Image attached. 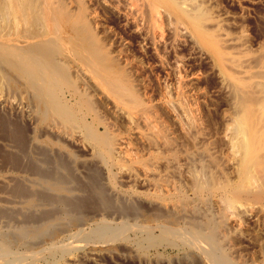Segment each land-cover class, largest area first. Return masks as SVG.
Returning <instances> with one entry per match:
<instances>
[{
    "label": "bare ground",
    "instance_id": "obj_1",
    "mask_svg": "<svg viewBox=\"0 0 264 264\" xmlns=\"http://www.w3.org/2000/svg\"><path fill=\"white\" fill-rule=\"evenodd\" d=\"M202 2L0 0V108L25 117L31 133L40 131L56 140L49 143L46 139L40 145V141L30 138L28 147L19 149L24 143L21 128L10 120L0 119V129L7 130L5 133L21 151V159L27 157L22 165L33 172V185L25 188L17 184L13 189L18 200L12 202L19 205L0 207V218L18 219L17 214L23 212L19 225L8 223L6 231L0 228V264H18V261L35 264L44 254L55 264H67L64 257L75 260L79 250L88 244L93 247L87 248L86 256L111 255L117 250L112 242L126 240L129 230L136 233L134 245L142 256L149 246L167 243L184 249L185 264L190 259H195L197 264H233L226 252L227 225L232 222L238 226V213L253 204L264 211V52L255 60L253 57L254 63L249 62L250 52H244L241 44L240 47L231 44L221 21H216L217 17L214 20ZM104 5L117 15L123 27L149 44L157 57L162 47L156 46L157 39L164 34L163 29L173 40L186 35L196 49L209 53L222 88L230 95L232 112L223 116L222 137L232 175L227 177L225 173L226 177H219L210 173L203 179L199 172L187 169L192 199L172 180L181 170L166 137L165 125H159L151 105L135 91L121 62L116 63L99 42L98 38L103 37L93 32L103 21L99 19L98 7ZM175 83L171 89L162 87L160 102L171 112L177 110V124L194 140L197 125L191 109L181 98L184 78L177 76ZM89 87L96 91L100 88L106 98L110 97L108 100L113 101L117 117L125 123V134L119 135L117 130L115 135L116 130L112 133L113 127L102 121L86 91ZM132 135L148 148V160L130 153ZM59 141L86 150L90 158L78 160L66 156ZM161 146L166 150L164 154L158 151ZM17 159L13 158L16 162ZM161 159H165L163 174L152 169ZM76 161L85 173L88 171L86 179L91 181L88 182L90 190L81 198L73 196L72 188L66 185L68 180L61 174L64 171L70 175L72 163ZM96 165L102 170L104 186L94 168ZM114 169L126 175L130 182L138 181V174L147 178L153 191L145 193L144 198L162 203L163 209L157 208L154 217L148 215L150 218L143 213L141 216L151 221L148 224L121 222L111 226L102 216L85 231L82 226L96 218L92 211H87L89 208L101 207L106 213L112 211L122 216L143 211L139 203H125V199L139 200L140 195L135 194L131 185L117 191L118 177L116 172L112 173ZM71 180L76 182L74 178ZM83 188L87 189L85 184ZM214 197L217 213L209 207ZM179 220L184 225L180 226ZM153 228L159 233L153 234ZM66 235L72 239L80 237L83 245L73 244L79 240L66 241ZM22 244L27 246L25 252L10 249L11 245Z\"/></svg>",
    "mask_w": 264,
    "mask_h": 264
},
{
    "label": "rangeland",
    "instance_id": "obj_2",
    "mask_svg": "<svg viewBox=\"0 0 264 264\" xmlns=\"http://www.w3.org/2000/svg\"><path fill=\"white\" fill-rule=\"evenodd\" d=\"M199 1H203L202 4L207 6L206 8L209 10V13L212 14L214 20L217 17L216 21H221L220 23L223 30L231 39V44L234 43L235 47H240L239 44H241L242 49L244 48V52H247V50L250 52V54L247 53V57L249 54V60L247 57H244V60L247 59L249 62L254 63L253 61L255 58L259 56L260 53L264 52V0ZM105 7V5L98 7V15H100L99 19H102L103 21H100L104 23L102 24L101 22V25L93 28V32L96 36H100V38L103 37L102 39L97 37L99 42H102L103 46L113 59L115 58L114 60L117 61L116 63H119L118 61L121 62L119 64H121L120 66L122 67L124 66L127 77L131 81L130 83L134 86L135 91L143 101L147 102V105L148 103L151 105L153 108H150L151 112H153L152 115L158 118V123L160 122L159 125H165L166 137L170 141L171 150L176 153L178 159L177 162L180 164L181 170L179 173H176L177 175L175 174L176 176L172 180L176 181L175 183L177 186L183 188L188 199H192L193 192L189 187L186 174L187 169L199 172L203 179H206L210 173H215L219 177H226L227 175V177H229V175L231 176L232 173L230 172H232V169L230 164L226 161L227 146L222 137L225 124L223 116L232 112L230 95L222 88L220 75H218L219 73L217 74L218 71L212 64L209 53L205 50L202 51L200 49V51L196 49L195 45H193V41L186 37V35H181L176 38L177 40H173L170 35L166 33V29H163V31L165 30L163 32L165 35L163 34L162 37L158 38L159 40L157 39V42L160 45L157 43L156 46L161 47L162 45L159 52L160 57H157L156 54L151 52L152 50L149 44L140 41L135 34L127 30L128 27L124 26V28L117 15L108 7ZM102 26L104 29L100 28ZM97 28L99 31L96 30ZM177 76H182L184 78L185 84L182 86L181 98L191 109L196 122L195 124L197 125V135L195 134L196 137L194 136V140L186 136L181 130L180 125L177 124L175 117L177 110L176 112H171L160 102L162 87L167 86L170 89L175 87ZM99 90L101 89L99 88ZM99 90L96 91L93 87L86 89V91L90 93L89 96L91 97V101H94V103L93 101L92 103L96 107V110L98 111L97 113L100 114V118L103 117V122H106L107 124L109 123L110 128L113 127L112 133H114L115 130V133L117 130H120L119 135L125 134L123 133L125 131L124 128H126L125 123L119 116L117 117L116 112L113 110V101L108 100L110 97L106 98L108 96H105V93L103 91L100 92ZM110 103L113 105L111 106ZM1 118L5 119V121L10 120L11 122H14L16 126L18 125V127L21 128L24 134V143L19 149H22L24 146L23 148L25 150L29 145L30 138L37 140V143L40 141V145H43L46 139L48 140L46 142L49 143L50 141L56 142L51 136L43 134L40 131L31 133V126L25 117L22 118V116L15 113L10 114L0 108V119ZM6 131L0 129V207L12 205L18 206L19 203L12 202V200H18V197H14V187L17 184H20L25 188H29V185L32 184L31 181L33 180V172L22 165L27 161L25 160L27 157L21 159V151H19L16 143L8 137L7 133H5ZM115 135H118V132ZM132 137L134 138H132L133 145L130 153L148 160V148L141 139L137 138V136L132 135ZM25 143L26 145H24ZM59 143L61 142L59 141ZM61 145L63 146L62 150L65 151L63 154L66 156L70 155L71 157H76L78 160L90 158L86 150L79 149L70 143L62 142ZM158 149L162 154L166 151L162 146ZM23 154L25 155L26 152L24 151ZM16 157L22 162L20 161L19 163L18 159L17 162L16 160H13V158L16 159ZM163 160L165 159L158 160V162L154 164L155 166L152 167L154 172H160L161 174L165 173L166 168L164 167L165 163ZM20 164L22 166H19ZM72 164H74L72 165V171H70L71 173L68 172L70 175L64 171H62L61 174L63 175L64 180H68L66 185L72 188V192L74 193H72L73 196L81 198L84 195H87L90 190L89 183H91V181H87L86 177L88 171L86 170L85 173V169L83 171L77 161ZM95 167L98 171L99 178L102 181V170L97 165L94 166V168ZM115 172L118 175H116V177L119 178H116L117 182H115L117 191L128 189L131 185L136 191L135 194L140 195L139 200L133 199L132 203V201L125 199V203L140 204L142 205L141 207L143 211H141V213H132L122 216L121 214H115L112 211L106 213L101 207H96L95 209L89 208L87 211H92V214H94L96 218L90 221L89 224H84L82 226L85 231L93 227L95 222H97L102 216L105 217L107 221L111 222L109 223L111 226L119 225L121 222L130 224H148L151 221H147V219L141 215L144 213V215L154 217L157 208H160L161 210L163 209L162 203H157L155 199H145L146 197L144 194L153 191L147 178L144 179V176L138 174V181L134 183L130 182V179H128L126 175L119 174L117 170L114 169L112 173L115 174ZM22 175L24 177H22ZM73 178L74 180L76 179V182L71 180ZM84 184L87 189L83 188ZM101 184H104L103 181ZM105 188L108 192L109 190L107 187ZM108 194L112 196L110 191ZM141 196L145 198L143 199ZM211 201L212 205L210 204L209 207H211L212 210H210L213 211V213H217V199L214 197ZM261 210L262 208L259 209L257 204H253L252 207H248L245 212L238 213L239 217L237 218H239L240 221L238 226L234 225L232 222H229L227 225L226 234L228 241L226 244V252L228 258L232 260L233 264H264V211L262 210L261 212ZM17 215L18 219L1 217L0 228L6 231L8 229V223L13 226L19 225L23 219V212H20ZM149 216L148 218H150ZM179 225H184L182 220H179ZM70 231L69 233H73L74 230ZM184 231L187 230L184 229ZM152 233L156 235L159 233V230L153 228ZM135 234V232L129 230L126 235V240L121 241V239H118L113 241L112 244L114 248L117 249L112 253L113 255L103 253V255L98 254L91 255V257L89 255L86 256L87 248L90 246L93 247L91 244H88V247L79 250L76 257L77 259L75 258L74 260L68 257H64L63 259H65L64 261H66L67 264H72V262L73 264H185L184 261L186 259V254L184 249L181 246H171L167 243H159L158 245L149 246L146 255H140L137 252L136 244L134 245V239L136 238ZM70 235H66L64 239L66 241L68 239L69 241H78L80 238L77 239V237H74L75 239H72ZM80 241L81 239L73 244L83 245L84 242ZM93 245L99 246L97 243H93ZM25 246L26 245L24 244H22V246L11 245L10 249H13L15 252H25ZM52 260L51 257L44 254L34 262L35 264H55ZM18 262V264L26 263L24 261ZM188 263L197 264V261L195 259H190V262L188 260Z\"/></svg>",
    "mask_w": 264,
    "mask_h": 264
}]
</instances>
